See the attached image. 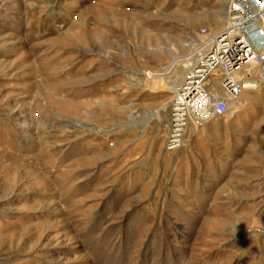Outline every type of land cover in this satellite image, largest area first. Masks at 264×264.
<instances>
[{
    "label": "rangeland",
    "instance_id": "1",
    "mask_svg": "<svg viewBox=\"0 0 264 264\" xmlns=\"http://www.w3.org/2000/svg\"><path fill=\"white\" fill-rule=\"evenodd\" d=\"M227 2L0 0V264H264V88L166 144Z\"/></svg>",
    "mask_w": 264,
    "mask_h": 264
},
{
    "label": "built area",
    "instance_id": "2",
    "mask_svg": "<svg viewBox=\"0 0 264 264\" xmlns=\"http://www.w3.org/2000/svg\"><path fill=\"white\" fill-rule=\"evenodd\" d=\"M251 23L264 34V0H228L223 26L211 33L197 31L199 41L185 56L169 101L172 127L167 146L178 145L187 121L201 125L223 116L240 89L264 88V48L246 34Z\"/></svg>",
    "mask_w": 264,
    "mask_h": 264
},
{
    "label": "bare ground",
    "instance_id": "3",
    "mask_svg": "<svg viewBox=\"0 0 264 264\" xmlns=\"http://www.w3.org/2000/svg\"><path fill=\"white\" fill-rule=\"evenodd\" d=\"M256 27H257V26H256ZM246 28H247V27H246ZM246 34L248 35L247 32H246ZM259 34H260V33H259ZM248 37L251 39V37H250L249 35H248ZM251 41H252V39H251ZM252 42H253V41H252ZM261 42H262V41H261ZM253 43H254V42H253ZM254 44L256 45V43H254ZM256 46H257V45H256ZM257 47L263 49V48H264V44H263L262 46H257ZM172 64H173V61H171V63H170L166 68H164L163 71H161V72L159 73V74H161V76H159V77L163 78V76H164L166 73H168V72L175 73L176 68H172ZM183 66H184V64L181 65V67H183ZM182 72H183V69L181 70V73L178 75L177 82L174 83V85H172L173 83L170 84L171 81L169 80V81L167 82V84H165V89H167V90H171V91H174L175 88L177 87L178 83H179V80H180V78H181ZM159 74H158V75H159ZM154 76H156V75H153V76H152V73H151V72H147V77H148L149 79H152ZM166 81H167V80H166ZM171 85H172V86H171ZM248 88H254V87H248ZM256 88H257V87H256ZM243 89H245V88H243ZM243 89H240L239 95H238L235 99L231 100L233 104L235 103L236 99L240 96L241 91H242ZM158 113H159V109L156 110V113H155V114L158 115ZM174 147H175V145H174V146H168V148H174Z\"/></svg>",
    "mask_w": 264,
    "mask_h": 264
}]
</instances>
